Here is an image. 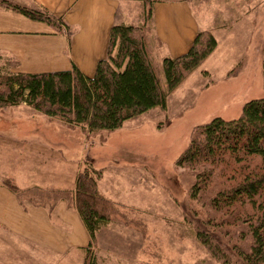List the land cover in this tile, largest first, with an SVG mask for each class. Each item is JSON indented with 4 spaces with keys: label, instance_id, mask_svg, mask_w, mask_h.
<instances>
[{
    "label": "rangeland",
    "instance_id": "374dc122",
    "mask_svg": "<svg viewBox=\"0 0 264 264\" xmlns=\"http://www.w3.org/2000/svg\"><path fill=\"white\" fill-rule=\"evenodd\" d=\"M139 4L132 15L143 27ZM190 6L217 48L168 97L166 110L89 134L24 104L0 109V264H85L91 238L73 190L89 165L103 172L99 190L116 211L90 251L98 264H221L188 225L186 216L214 212L191 199L195 178L177 160L198 126L237 120L246 103L264 99V0ZM159 56L152 59L165 87ZM10 59L0 53V67L13 72Z\"/></svg>",
    "mask_w": 264,
    "mask_h": 264
},
{
    "label": "trees",
    "instance_id": "16d2710c",
    "mask_svg": "<svg viewBox=\"0 0 264 264\" xmlns=\"http://www.w3.org/2000/svg\"><path fill=\"white\" fill-rule=\"evenodd\" d=\"M0 9L71 35L63 19L42 8L0 0ZM144 11L143 27H112L107 57L93 77L76 66L40 74L0 67V109L24 104L89 134L113 133L152 110H166L168 97L216 50L217 40L200 31L188 53L164 58V87L148 48L154 25L152 0H144ZM9 62L10 68H18L16 59ZM89 166L76 177L73 202L91 238L85 264H98L90 251L116 211L100 193L103 172ZM177 167L195 178L191 199L214 212L186 216L210 255L221 264H264V99L246 103L237 120L215 118L198 126ZM8 190L17 192L12 185Z\"/></svg>",
    "mask_w": 264,
    "mask_h": 264
},
{
    "label": "crops",
    "instance_id": "0c3cea01",
    "mask_svg": "<svg viewBox=\"0 0 264 264\" xmlns=\"http://www.w3.org/2000/svg\"><path fill=\"white\" fill-rule=\"evenodd\" d=\"M12 1L42 8L71 27V35L57 33L47 24L0 9V53L19 62L15 73L68 71L76 66L93 77L98 63L107 57L112 27L138 26L132 9L140 0ZM202 30L190 0L154 1L149 51L152 57L158 53L161 59L183 56Z\"/></svg>",
    "mask_w": 264,
    "mask_h": 264
}]
</instances>
